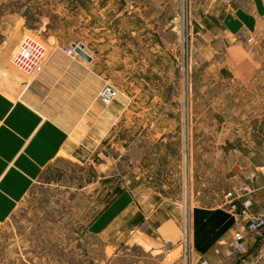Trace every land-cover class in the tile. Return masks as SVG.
Returning <instances> with one entry per match:
<instances>
[{
  "label": "rangeland",
  "instance_id": "374dc122",
  "mask_svg": "<svg viewBox=\"0 0 264 264\" xmlns=\"http://www.w3.org/2000/svg\"><path fill=\"white\" fill-rule=\"evenodd\" d=\"M121 3L122 0H0V107L8 105L26 111V81L38 76L49 58H81L77 53L73 57L65 53L66 48L79 42L90 57L100 59L97 71L103 77L94 99L77 113L62 114L59 98L42 97L47 114L58 117V122L66 126L68 146L61 157L42 169L29 189H0V264H189L193 255L189 204H220L224 202L222 190L232 185L221 178L225 172L218 165L220 157L215 156L217 137L225 138L232 131H218L215 113L203 106L198 90L200 80L207 75L202 66L188 65L192 57L190 41L182 33L185 44L180 47L178 70L185 79L193 75L196 93L191 107L187 98H177L175 113L171 115V120L182 125L176 131L178 178L175 183L171 180L169 189L166 183L170 181L161 178L164 174L157 170L159 189L149 190L160 192L155 195L167 203L166 211L177 217L178 227L157 230L161 222L158 210L152 215L147 213L139 222L131 216L122 222L124 201L130 198L139 205L137 180L144 176L142 171L138 175L136 161L128 165L124 159L126 143L135 149L138 137L150 135L152 130L147 125L143 127L144 122L166 121L167 108L160 102L167 103L168 99L153 97L158 82L153 80L151 60L145 67L144 82L123 81L120 45L121 26L126 20L120 14ZM181 4L177 23L194 31L198 24L193 9L189 11ZM156 19L166 24L157 12L146 11V25ZM28 39L43 47L38 70L25 69ZM210 54L211 49L207 48L203 55ZM103 59L109 62L106 64ZM106 83L117 90V96L107 106L97 98ZM187 85L183 81L178 90L187 89ZM5 119L7 113H0V124ZM16 123L24 125L22 114ZM179 138H185V147L180 148ZM26 147L18 153H25ZM12 170L16 174L10 176L11 184L28 176V161L17 158L6 163L0 173V187ZM163 184L167 186L162 187ZM157 236L163 240L150 241Z\"/></svg>",
  "mask_w": 264,
  "mask_h": 264
},
{
  "label": "crops",
  "instance_id": "0c3cea01",
  "mask_svg": "<svg viewBox=\"0 0 264 264\" xmlns=\"http://www.w3.org/2000/svg\"><path fill=\"white\" fill-rule=\"evenodd\" d=\"M181 3L182 0H122L120 11L122 19L126 20L121 26L123 39L120 45L123 81L144 82L145 67L151 60L149 64L152 65L153 80L158 82L153 97L168 99L167 103H160L163 108H167L169 115L166 121L144 122L143 127L147 125L152 132L142 139L138 137L135 149L126 143L124 159L128 165L136 161L138 175L142 171L144 176L137 180L139 205L131 202L130 198L124 201L121 207L122 222L126 216L136 218L139 222L147 213L152 215L158 210L161 222L157 230L162 231L177 228V217L166 211L167 203L155 195L160 194L159 191L149 190L159 189L156 183L159 178L157 170L164 174L161 178L166 177L170 181L166 183L168 186L163 184L162 187L170 189L171 180L175 183L178 178L176 131L181 130L182 125L171 120V115L175 113L177 98H187V105L191 107L196 93L193 90V75L185 79L178 70L182 56L181 37L184 33V27L177 23ZM186 4L189 11L193 9L195 23L198 24L194 31L190 27L186 30L192 56L188 65L202 66L203 74L207 75L200 80L198 92L204 99L203 106L211 108L210 113L216 115L215 128L220 132L232 131L225 138L217 137L218 151L215 156L217 159L220 157L217 162L220 163V170L225 172L221 178L233 185L241 180L246 169L264 162V0H231L227 5L220 0H188ZM146 11L153 14L157 12L166 24L156 19L146 25ZM248 38L251 40L248 41ZM207 48L211 49L209 57L203 55ZM103 60L106 64L109 62L108 59ZM100 62V59L92 57L90 60L83 57L73 60L49 58L38 76L26 81V111L8 105L0 107L3 108L1 114L7 113L5 123L0 124V173L5 164L14 159L28 161V176L11 184L10 176L15 170L9 171L0 189H29L42 169L66 152V126L58 122V117L54 119L47 114L42 97L59 98L62 114L80 112L94 99L103 81L102 74L97 71ZM110 64L116 65L114 62ZM206 80L208 84L203 83ZM183 81L188 83L187 89L178 90ZM138 97L141 95L138 94ZM142 98L145 99V96ZM21 114L23 126L16 123ZM184 142L185 138H179L180 148L182 145L185 147ZM25 145L28 146L25 153L19 154L18 150ZM220 151L223 153L220 154ZM179 156H182L181 149ZM180 161L183 162V158ZM190 177L188 172V179ZM252 187V209L257 210L264 204V177H258ZM191 204L188 222L193 255L190 256L189 264L198 256L205 257L212 264H264V230L247 237L245 254H216L213 247L217 239L229 236L236 216L228 211L223 201L220 204ZM162 240L161 236H157V239L150 241Z\"/></svg>",
  "mask_w": 264,
  "mask_h": 264
},
{
  "label": "built area",
  "instance_id": "2783aa9c",
  "mask_svg": "<svg viewBox=\"0 0 264 264\" xmlns=\"http://www.w3.org/2000/svg\"><path fill=\"white\" fill-rule=\"evenodd\" d=\"M188 0H182L187 8ZM225 4H230L231 0H220ZM184 28V35L188 39ZM251 39L248 38V41ZM28 65L25 69L28 71L40 69V63L43 56V47L33 39H28ZM185 44V38L182 34L181 45ZM65 49V53L73 57L76 52L74 46ZM39 63V64H38ZM117 96L116 88L111 84H104L98 92L97 98L102 105H109ZM264 177V162L252 165L246 169L239 182L223 192L224 204L228 211L234 213L236 222L229 236L217 239L213 252L223 256L243 255L247 251V237L255 232L264 230V204L257 210L252 209L254 188L252 183L258 178ZM191 264H212L203 256H198Z\"/></svg>",
  "mask_w": 264,
  "mask_h": 264
},
{
  "label": "water",
  "instance_id": "95a60500",
  "mask_svg": "<svg viewBox=\"0 0 264 264\" xmlns=\"http://www.w3.org/2000/svg\"><path fill=\"white\" fill-rule=\"evenodd\" d=\"M84 45L82 43H77L74 46L75 52L80 55L81 57H83L86 60H90V56L84 51Z\"/></svg>",
  "mask_w": 264,
  "mask_h": 264
}]
</instances>
